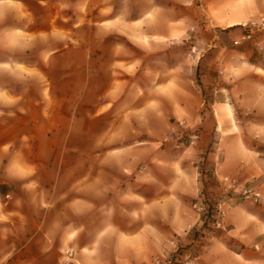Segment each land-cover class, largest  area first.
I'll return each mask as SVG.
<instances>
[{"label":"crops","instance_id":"0c3cea01","mask_svg":"<svg viewBox=\"0 0 264 264\" xmlns=\"http://www.w3.org/2000/svg\"><path fill=\"white\" fill-rule=\"evenodd\" d=\"M141 11L115 27L142 53L119 55L105 93L115 116L99 139L112 148L72 167L58 194L53 23L0 0V264L164 263L171 241L202 225L200 158L222 212L195 263L264 264V204L238 194L264 196V0H149ZM178 124L190 143H162Z\"/></svg>","mask_w":264,"mask_h":264},{"label":"rangeland","instance_id":"374dc122","mask_svg":"<svg viewBox=\"0 0 264 264\" xmlns=\"http://www.w3.org/2000/svg\"><path fill=\"white\" fill-rule=\"evenodd\" d=\"M19 1L32 9L34 18L41 15L42 19H51L52 31L56 34L53 45L58 49L50 64V78L57 96L56 190L58 194H64L67 184L76 178L77 173L72 167L86 163L94 165L96 150L112 148L111 144L104 145L99 139L100 133L110 123L109 120L115 116L113 105L108 104L111 100L105 93L118 77L114 70L117 68L116 59L119 55L140 57L142 53L129 43L125 35L117 32L115 27L126 26L130 20L136 19L149 0H49L47 9L41 10L33 4V0ZM42 6L41 4V8H45ZM44 29L42 26L30 30ZM42 68L48 66L42 64ZM258 73L262 74L261 71ZM194 84H202L197 70ZM247 126L240 125L243 132L247 131ZM183 127L178 124L174 129L168 128L160 138L162 143L189 144L191 137L185 134ZM198 166L202 172L198 207L201 215H204V221L210 222L209 226L212 227L216 224L209 221L208 213L215 203L207 190L211 182L208 174L211 165L200 158ZM210 227L204 229L202 221L201 227L185 243L186 247L194 242L198 233L204 235Z\"/></svg>","mask_w":264,"mask_h":264},{"label":"built area","instance_id":"2783aa9c","mask_svg":"<svg viewBox=\"0 0 264 264\" xmlns=\"http://www.w3.org/2000/svg\"><path fill=\"white\" fill-rule=\"evenodd\" d=\"M249 33L245 35V37H249ZM239 196L243 199L250 200L252 202H260L264 204V196H261L258 191L254 190L250 186H244L239 191ZM215 210V221L214 223H218V217L221 214V209L217 204L214 205ZM203 233H198V237L194 240V242L186 247L185 244L181 242L175 241L174 239L171 241L172 250L166 256V260L161 264H196L195 263V254H194V246L200 240Z\"/></svg>","mask_w":264,"mask_h":264},{"label":"trees","instance_id":"16d2710c","mask_svg":"<svg viewBox=\"0 0 264 264\" xmlns=\"http://www.w3.org/2000/svg\"><path fill=\"white\" fill-rule=\"evenodd\" d=\"M210 209H211V210H210V212L208 213V214L210 215L209 221L214 222V221H215V215H214V214H215V210H216V209H215L213 206H211ZM201 219H202V221H203V228H204V229H205V228L208 229V228L210 227V226H209V225H210V222H208V221H204V220H205L204 215H203V216L201 215ZM194 233H196V230H193V234H194Z\"/></svg>","mask_w":264,"mask_h":264}]
</instances>
